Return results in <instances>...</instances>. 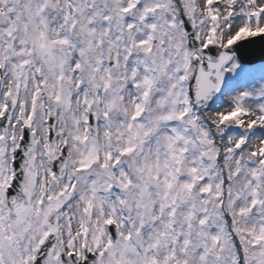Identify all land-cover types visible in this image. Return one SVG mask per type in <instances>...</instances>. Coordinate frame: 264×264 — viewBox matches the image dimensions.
Here are the masks:
<instances>
[{
	"label": "snow or ice",
	"instance_id": "snow-or-ice-1",
	"mask_svg": "<svg viewBox=\"0 0 264 264\" xmlns=\"http://www.w3.org/2000/svg\"><path fill=\"white\" fill-rule=\"evenodd\" d=\"M0 264H264V0H0Z\"/></svg>",
	"mask_w": 264,
	"mask_h": 264
}]
</instances>
